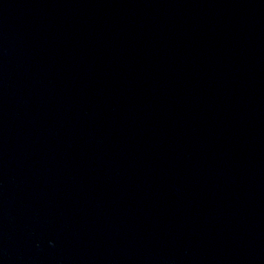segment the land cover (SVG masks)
Here are the masks:
<instances>
[{"label": "water", "instance_id": "95a60500", "mask_svg": "<svg viewBox=\"0 0 264 264\" xmlns=\"http://www.w3.org/2000/svg\"><path fill=\"white\" fill-rule=\"evenodd\" d=\"M0 264H264V0H0Z\"/></svg>", "mask_w": 264, "mask_h": 264}]
</instances>
